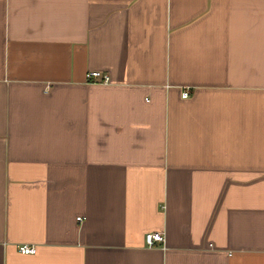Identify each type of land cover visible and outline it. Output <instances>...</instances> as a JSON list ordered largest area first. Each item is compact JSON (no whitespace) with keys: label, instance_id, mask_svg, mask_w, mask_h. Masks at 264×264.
I'll return each instance as SVG.
<instances>
[{"label":"crops","instance_id":"1","mask_svg":"<svg viewBox=\"0 0 264 264\" xmlns=\"http://www.w3.org/2000/svg\"><path fill=\"white\" fill-rule=\"evenodd\" d=\"M0 264H264V0H0Z\"/></svg>","mask_w":264,"mask_h":264},{"label":"built area","instance_id":"2","mask_svg":"<svg viewBox=\"0 0 264 264\" xmlns=\"http://www.w3.org/2000/svg\"><path fill=\"white\" fill-rule=\"evenodd\" d=\"M87 78L90 81L91 80H96V81L99 80V81H103V82H108L110 79L108 74H104L98 70L88 72ZM188 95H189L188 91H184L182 93L183 98L188 97ZM164 240H165V235H164V232H162V231L148 232L145 235V242L148 246H154L158 242H161V243L164 242ZM18 251L22 254H33L36 252V245L27 244V243L19 244L18 245Z\"/></svg>","mask_w":264,"mask_h":264}]
</instances>
